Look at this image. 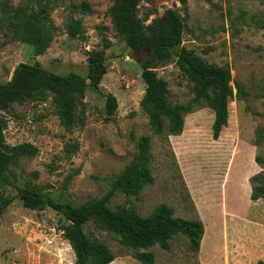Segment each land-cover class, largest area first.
Returning <instances> with one entry per match:
<instances>
[{
    "label": "rangeland",
    "instance_id": "obj_1",
    "mask_svg": "<svg viewBox=\"0 0 264 264\" xmlns=\"http://www.w3.org/2000/svg\"><path fill=\"white\" fill-rule=\"evenodd\" d=\"M39 1L43 7L51 4L49 16L57 29L43 56H35L34 48L19 41L14 32L17 9H31ZM182 1L143 0L141 16L150 13L154 19L168 8L178 9L185 24L183 46L231 69L234 98L229 103L228 126L218 140L213 139L214 114L208 108L187 115L179 136L155 134L141 107L146 85L140 62L147 53L133 51L117 34L108 14L110 0H0V84L10 81L21 63L39 62L62 76H86L88 54L101 50L104 39L111 43L101 90L86 92L84 126L68 132L55 113L52 94L42 102L16 104L10 114L0 111L9 120L7 144L31 143L39 150L34 158H22L12 171L20 185L28 182L80 205L106 195L134 159L139 139L150 137L153 184L135 197L118 192L112 208L128 205L148 216L166 205L176 218L200 219L205 230L198 253L189 249L183 235L172 239L169 251L159 245L149 249L156 264H255L264 261V200L252 202L250 198V179L264 172L256 163L257 156L264 158V139L256 144L259 134H264V0ZM83 3L91 7L87 14L81 13ZM71 16L83 19L79 38L67 34ZM156 71L168 83L173 104L193 99L192 87L176 60ZM237 86L243 88L245 97L237 95ZM109 93L118 101L112 118L106 112ZM73 143L80 149L69 155L66 146ZM70 175L73 178L66 185ZM6 191L17 194L12 188ZM65 224L52 209L32 211L15 199L1 219L0 264H75L74 251L63 237ZM85 230L109 246L116 257L112 264H141L136 251L123 246L115 234L93 225Z\"/></svg>",
    "mask_w": 264,
    "mask_h": 264
},
{
    "label": "trees",
    "instance_id": "obj_2",
    "mask_svg": "<svg viewBox=\"0 0 264 264\" xmlns=\"http://www.w3.org/2000/svg\"><path fill=\"white\" fill-rule=\"evenodd\" d=\"M108 14L117 34L135 52H146L147 58L140 62L142 79L146 85L141 107L149 118V125L158 136H179L183 133L185 118L197 108H208L214 114L212 135L218 140L229 122V103L234 98L232 73L228 66L208 62L194 50L183 46L185 31L184 18L176 8H168L161 17L151 19L153 14L141 16L143 0H110ZM186 4V0L182 1ZM48 2H41L31 9L19 8L15 13V37L34 48L35 56H43L54 40L56 27L52 23ZM91 7L83 3L81 13H89ZM67 34L79 38L83 34V19L71 16L66 26ZM111 47L109 40H103L101 50L88 54V71L83 76L77 73L58 75L39 62L19 64L10 81L0 84V111L10 114L14 106L29 102L45 101L50 94L54 97L55 113L62 126L72 132L86 124L85 96L88 89L101 90L103 77L108 73L106 51ZM172 60L181 70L192 87L193 99L184 104H173L170 100L168 83L158 76L156 69ZM237 95L245 97L241 86ZM118 110L117 98L106 95V112L112 118ZM9 120L0 114V224L6 210L19 199L26 209L43 211L47 208L60 214L67 222L62 227L63 237L74 251L75 264H112L116 257L109 246L90 237L86 226L115 234L120 243L136 251V259L141 264H156V257L149 249L159 245L162 250H170V242L178 235L189 241V249L198 253L204 238V225L200 219L176 218L174 210L166 205L158 206L150 215L142 216L128 205L112 208L113 197L121 192L125 197L138 196L154 182L151 169V138L143 136L138 141L134 159L115 178L110 191L103 197L75 205L54 197L51 193L33 186L18 183L12 167L22 158H34L38 148L31 143L9 145L5 140V130ZM264 134H259L256 144L260 145ZM80 149L78 143L68 144L69 155ZM256 163L264 169V158L256 157ZM38 173H35L37 177ZM73 176L66 179V185ZM251 200L264 199V172L250 179ZM16 190V196L7 189ZM257 264H264L259 260Z\"/></svg>",
    "mask_w": 264,
    "mask_h": 264
},
{
    "label": "crops",
    "instance_id": "obj_3",
    "mask_svg": "<svg viewBox=\"0 0 264 264\" xmlns=\"http://www.w3.org/2000/svg\"><path fill=\"white\" fill-rule=\"evenodd\" d=\"M261 200H264V199H261ZM252 201V200H251ZM258 201H260V200H258ZM258 201H256V202H258ZM252 202H254V201H252ZM196 203V206H197V208L198 209H200V204L198 203V202H195ZM200 211V210H199ZM200 215H201V218L203 217V214H202V212H200ZM203 219V218H202ZM205 234V233H204ZM204 237V236H203ZM203 240V239H202ZM256 240V239H255ZM263 261V260H262ZM258 262V261H257ZM255 264H257V263H255Z\"/></svg>",
    "mask_w": 264,
    "mask_h": 264
}]
</instances>
